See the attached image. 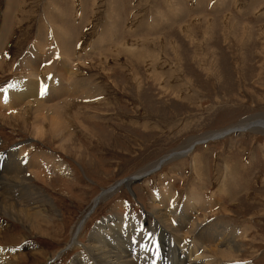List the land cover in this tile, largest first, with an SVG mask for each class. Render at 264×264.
<instances>
[{
	"label": "rangeland",
	"instance_id": "obj_1",
	"mask_svg": "<svg viewBox=\"0 0 264 264\" xmlns=\"http://www.w3.org/2000/svg\"><path fill=\"white\" fill-rule=\"evenodd\" d=\"M0 113V154L53 207L0 216L16 263L92 264L83 244L120 220L181 248L198 219L264 264V129L235 128L264 120V0H0Z\"/></svg>",
	"mask_w": 264,
	"mask_h": 264
},
{
	"label": "bare ground",
	"instance_id": "obj_2",
	"mask_svg": "<svg viewBox=\"0 0 264 264\" xmlns=\"http://www.w3.org/2000/svg\"><path fill=\"white\" fill-rule=\"evenodd\" d=\"M33 101L30 104H32ZM34 107L35 106H33V108ZM32 111H35V108ZM18 115H15V117ZM8 119L10 120V118ZM11 122L14 123L13 121ZM235 128L240 130H257L259 128L264 129V120H244ZM228 130L229 129H226L225 131L215 133L212 136L218 137L222 134L226 135ZM188 150L186 151L188 152ZM186 151H184L183 153H185ZM160 160L162 161L163 158ZM159 161L156 162L157 164L155 166L159 165ZM29 167L37 166H35L33 162L25 164V161L22 160V158H10L9 152L0 154V216L14 219L15 222H17L16 224H18L23 222V219L21 220L19 217V215L23 213L25 214L24 219L26 220L27 225H29L30 229H32L38 227V219H36V217L40 215V208L38 206L39 201L45 204L47 203L46 205H44V208L50 207V211L53 209V207L52 205H50L49 200H47L43 193L39 191L34 184L27 186L29 183L26 173L30 171ZM33 172H35V170ZM235 180H233L232 182H234ZM128 181L129 180H127L124 184H128ZM104 192L106 193L105 189L102 190V192H100L92 200L87 211L93 205H95L97 201L100 200L99 198L102 197ZM6 194L10 195V198H8V195L6 196ZM17 201L26 202L28 207H23L24 205L22 206ZM14 202L17 203V206L14 205ZM157 212H159L158 216L160 217L159 220L161 222L167 223L170 216H174V212L170 209H163L162 211ZM185 213L186 212L184 211L179 214V220L181 221L180 224H185L186 221L190 222V220L188 221L187 215ZM81 219H79L72 228L71 238H69L70 240L68 242L69 245L74 244L77 240L78 231L82 224ZM200 222L201 220L198 219L196 221L192 220L189 225V230L186 229L191 234L197 231V236H199V238L195 237V239L190 240V242L186 243V246L183 245V247L181 248H179L178 246L180 241H177V238L175 242H173L170 237L166 236L167 233H165V229H163L164 224H160V226L156 230L157 236L153 235V238H149L148 234L144 232L143 226H140V229L142 230H137L133 225H131L130 222H125L123 220L117 222L115 226L109 225L105 230H102L104 234L107 232V230H109L111 233L112 229L113 234H108L109 238L103 239L98 236L89 237L87 243L85 245L83 244L82 247L92 264H236L230 257H228V253L221 251L217 247V240H221V244L225 246L232 245V240L230 239L228 228L222 227V225L219 224L220 221L218 223L208 222V224H202ZM173 230L176 231L175 229ZM1 234L2 232L0 229V235ZM150 239H152V241ZM211 242H215L216 246H211ZM150 246L151 249L153 248L152 250L150 249ZM224 250L226 249L224 248ZM8 252L9 250L7 248L0 247V264H18L16 263L15 257L13 258L12 256H10V253ZM179 252L181 253L179 254ZM182 252H184L185 254H182ZM173 253L174 256L172 255Z\"/></svg>",
	"mask_w": 264,
	"mask_h": 264
},
{
	"label": "snow or ice",
	"instance_id": "obj_3",
	"mask_svg": "<svg viewBox=\"0 0 264 264\" xmlns=\"http://www.w3.org/2000/svg\"><path fill=\"white\" fill-rule=\"evenodd\" d=\"M9 87H11V85Z\"/></svg>",
	"mask_w": 264,
	"mask_h": 264
}]
</instances>
